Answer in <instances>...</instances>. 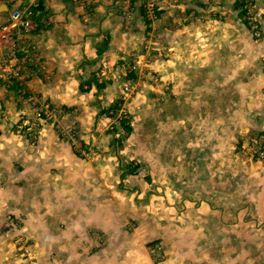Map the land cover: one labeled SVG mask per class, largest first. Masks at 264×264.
Here are the masks:
<instances>
[{
    "label": "crops",
    "instance_id": "obj_1",
    "mask_svg": "<svg viewBox=\"0 0 264 264\" xmlns=\"http://www.w3.org/2000/svg\"><path fill=\"white\" fill-rule=\"evenodd\" d=\"M11 1L19 3L27 0ZM93 5L95 17L91 16L89 20L81 21L77 9L70 0H41L40 15L49 21V25L33 35L39 58H37L38 65L35 64L38 67V73L33 68L32 78L29 79L28 84L29 89L56 105L76 104V108L78 106L80 108L77 109V114L81 113V116L85 111L93 112V107L87 106V101L83 99L85 95L91 93L83 92L84 90L80 89L81 84L93 83L94 71L98 68L103 70L99 74L107 73L112 66L116 70L112 71V75L122 72L121 60L125 58L129 49L134 48L136 44L138 46L142 41L140 32L137 30H130L132 28L125 23L121 25L119 21L113 23L110 21L114 19L113 13L117 9V4L112 0H96ZM6 6H10V3ZM232 13L219 11L218 14H210L203 10L197 15L193 12L191 16L189 12L166 11L163 8L162 15L159 19L157 18L156 24L157 38L153 44L156 43L157 46L150 47L155 54L151 66L161 75L160 78H166L168 88L171 85L170 93L173 100L177 96L183 98L184 113L185 109L190 108V113L201 118L199 132L204 134V140L200 139L201 143H197L200 149L197 153H190L189 148L196 145L195 140H191L195 137L194 132L197 127L193 124L195 120L192 121L186 114L180 119L177 106L167 115L168 120H173L172 123L176 124L173 126L176 133L180 131L182 134L181 138L173 140L168 134L167 149L172 148L169 153L171 156L159 157L160 160L165 159L166 164L168 163L165 175L172 178L165 191L178 195L173 198L171 208L173 211L181 212L201 207L206 211L207 207L210 208L214 204L215 209L219 210V215H215L216 229L223 230L227 227L233 229L240 224L239 209H235L236 212L232 214V209L236 207L233 197L239 192L248 195L247 199H243L244 201L240 204L244 213L242 221H251L253 218L264 219V203L259 202L264 201V158L254 159L257 162L250 158V163L254 162V166H258L248 170L247 162L242 164L235 160L238 156L236 153L231 154L230 157L223 156L224 147L237 146L241 150L251 134L260 133L264 142V62L260 58V51L255 40L248 34L244 35L245 39L241 34L236 35L234 32L241 28ZM134 34L138 35L137 40H133ZM164 35L167 37L165 46H161L160 42L163 39L159 38ZM106 90H108L107 87L102 91ZM5 94L8 92L0 88V100ZM1 103L4 104L0 101V107ZM9 104L10 102L7 101L5 105ZM5 105L4 108H6ZM12 109L15 108L10 105L8 110L11 112ZM95 115L93 112L94 122L100 121ZM94 122L90 121L89 124L94 125ZM201 133L199 137L203 135ZM38 138L37 144L30 147L23 137L13 136L11 144L7 146V154L0 156V207L12 208L15 203H20L21 195L25 196L22 192L24 189L32 187L44 176L53 178L58 174L64 184L73 189L72 194L77 196V203L74 205L75 215L73 217L70 214V218L77 219L78 214L82 212L83 220L95 226L99 234L98 239L103 243L98 250L101 247L102 249L94 256L98 260L96 264H118L117 261H121L120 264H230V261L226 262L227 259L248 257L239 255L241 251L245 253L241 249L237 252L222 251L223 248L220 250L223 254L219 257L214 255L216 252L211 254L214 250L209 247L203 249V255L197 253L195 256V249H198L195 247L197 237L183 230L176 234L166 228L158 229L163 218L158 216L157 219L154 211L157 204L153 202L151 204L150 198L148 199L153 212L147 216L149 223L137 217L134 225L141 231L143 226H150L154 230V235L151 234L153 237L149 234L139 235L134 229L130 230L132 231L130 234L116 239H112L113 236L110 234L103 236L111 225L114 227L116 224L111 218L113 214L111 202L115 199L112 200L110 195L118 194L116 206L119 209L122 208L124 211L126 209L133 214L139 213L143 207L142 202L139 201V196L144 193V190H140L143 189L142 186L136 183H132L130 188L122 186L121 183H125L129 175L127 172L117 175L111 172L110 167L106 168L105 164L110 165V161L103 154L92 155L89 158L78 157L67 143L60 140L51 126L42 127ZM180 148L184 153L190 154L193 163L186 157L181 158ZM159 159L145 157L143 160L144 163L151 164L152 172L156 174L149 177V182L154 183L153 187H149L151 185L149 183L145 186L148 196L159 187L155 181L157 175L162 176L158 171V164H161ZM47 162L51 165H47ZM57 162L59 163L56 168L53 165ZM187 162L192 165L190 166ZM196 165L197 170H192ZM13 171H17L19 180L15 178ZM191 173L200 180L198 188L209 191L214 201L193 200L183 192L179 194L180 183H175L174 180L187 177ZM133 177L137 178L135 172ZM224 177L229 180L226 182V185L230 186L229 193L223 188ZM110 178L113 179L112 183ZM150 178L154 181L151 182ZM208 179L213 180L211 186L204 183V180L209 181ZM255 180L256 190L249 193V184H254ZM111 186L113 189H110ZM130 189L137 190L136 196L128 191ZM124 190L127 192L125 193ZM147 190L152 192L149 193ZM97 195H101L102 199L96 201ZM125 195L132 199L124 197ZM249 195H251L250 198ZM81 196L84 197L83 202L80 200ZM222 196H225L228 202L221 203ZM88 202L92 205L88 206ZM96 202L99 203L93 209ZM229 205L231 212L227 209ZM24 208L26 209L25 206ZM222 210L231 217L229 220H223ZM257 211L261 212L256 214ZM30 224L31 222L29 228ZM258 225L264 226V222ZM35 226L39 234H48V237L42 240L47 242V240L50 241L49 237L53 238V235L47 231L46 223L39 222ZM186 234V238L182 237ZM148 236L150 239H147ZM152 238L157 240L156 245H160L159 248L154 247V249L159 252L162 250V255L160 253L156 255L147 250V241ZM71 240L83 241V245L73 255L75 261L80 260L86 240L79 236ZM114 242H119L123 246V249L120 247L121 250L115 252L116 254L111 251V243Z\"/></svg>",
    "mask_w": 264,
    "mask_h": 264
},
{
    "label": "rangeland",
    "instance_id": "obj_2",
    "mask_svg": "<svg viewBox=\"0 0 264 264\" xmlns=\"http://www.w3.org/2000/svg\"><path fill=\"white\" fill-rule=\"evenodd\" d=\"M112 1L117 4V9L113 13L114 19L110 21L112 23L119 21L121 25L125 23L130 26L132 28L130 30H137L140 32L142 41L138 46L136 44L134 48L129 49L125 58L121 60L123 63L121 65L122 72H116L112 75V71H116L114 66H112L111 68L109 67L107 73L99 74L103 70L98 68L94 71L95 81L93 83L84 82L81 84L80 89L84 90L83 92L91 93L85 95L83 99L85 98V101H87V106L93 107L94 115L97 113L95 117L100 119L98 122H94L93 112L85 111L81 116V113L77 114L78 105V108H76V104L56 105L40 97L37 92L33 93L28 87L29 79L32 78L33 68L38 73V67L35 66V64L38 65L37 46L33 35L38 30L45 29L49 25L47 19L37 12L38 19L46 20L42 22L44 25H38L35 30L25 31L20 23H13L6 31L7 35L4 37L0 36V88L8 92L0 100L4 103H1L0 107V156L7 154V146L11 144L13 136L23 137L28 145L32 147L37 144L41 128L51 126L60 140L67 143L72 152L78 157L89 158L92 155L103 154L110 161V165L105 164L106 168L110 167L111 172H115L117 175H123L125 172L129 175L126 182L121 183L122 186L130 188L132 183H136V185L142 186L143 189L140 190H144L142 196H139V201L142 202L143 207L139 213L135 214L126 209V212L122 208L119 209L116 206L118 194L110 195L112 200L115 199L114 202H111L113 208L111 218L116 224L114 227L111 225L108 232H103V236L106 237L110 234L113 236L112 239H116L119 236L130 234L132 232L130 230L133 229L139 235H154V230L150 226H143L141 231L137 230L134 225L137 222V217L144 219L145 223H149L147 216L153 212L148 199L150 198L152 200L151 204L152 202L157 204V208H153L157 219L158 216L163 218L158 229L166 228L171 232H176V234L183 230L197 237L195 247L198 249H195V256L197 253L203 255L205 247L214 250H211V254L216 252L214 255L219 257L223 254L220 252L222 248V251L237 252L241 249L245 253L241 251L239 255H247L248 257L231 258L227 259L226 262L229 263L230 261V264H264V226L258 225L262 224L264 219L253 218L251 221H242L244 213L240 208V204L244 201L243 199H247L248 195L245 193L239 192L233 197L234 199L232 198L233 202H236H234L236 207L232 209V214L234 215L236 212L235 209H239L238 215L241 219L240 224H237L233 229L230 227L224 230L216 229L215 215H219V210L215 209L214 204L210 208L207 207L206 211L202 210L201 207H194L195 209L193 210L181 212L172 210L173 198L178 195L165 191L172 178L165 175L168 163L166 164V160H160L159 157L166 158L170 155L172 148L167 149L168 134L171 140L181 138L182 134H180V131L176 133L173 127L176 124L172 123L173 120L169 121V116L167 115L172 113L173 108L177 106L180 119L186 114L192 121L195 120L193 124L197 125V127L194 132L195 137L191 140H195L196 145L189 148L188 151L190 153H197V150L200 149L197 143H201L199 140L203 139L204 134L199 132V126L202 123L201 118L194 113H190V108L188 110L185 109L186 112L184 113L183 98L177 96L173 100L170 93L171 85L168 88L166 78H160L161 75L151 66L152 58L155 55L151 48L153 46L156 48L157 46L156 43H153L156 42V24L159 16L161 17L162 15L160 9L163 10V8L166 11L189 12L191 16L193 12L197 15L203 10L210 14H218L219 11L227 12L228 14L233 12L232 16H235L239 28H241V30H235L234 32H236V35L241 34L243 37L245 34H248L250 38L252 37L259 48L260 58L264 62V0H159L158 7L156 6L154 9L148 6L155 0ZM31 2L32 0L20 1L19 3H14L11 0H0V6L10 3V6H6V10H0L2 15L0 16V27L7 22L11 9L25 6ZM70 2L77 9L76 11L81 21L82 19L89 20L91 16L95 17L93 15V3L96 0H70ZM157 11H160V14ZM179 22L181 21L179 20ZM171 23L174 24L175 21H171ZM1 29L0 34L3 31ZM137 36L134 34L133 40H137ZM166 38L165 35L159 38L160 40L163 39L160 42L161 46H165ZM11 53L25 57V70L23 73L20 72V75H15L13 71L6 72V62H15L13 59L8 58ZM162 56L164 59V54ZM124 59L126 60L124 61ZM134 67L135 69L130 71ZM105 87L108 90L102 91ZM95 92L101 93L96 94ZM7 101L10 102L8 106L5 105ZM44 104L49 105L55 112H52L50 116L42 115L44 112L42 106ZM4 105L6 108H10V105H12L15 108L14 110L12 109L14 112L11 111L13 112L11 113L8 108H4ZM115 107H117L116 110ZM37 112H40L41 116L38 117ZM90 121H93L94 125L89 124ZM2 124H5V126H2ZM200 133L203 135L199 137ZM231 147L230 145V147L223 148V156L230 157L231 154L236 153L238 156L235 160L238 163L242 162V164L247 162L248 170L258 166H254V162H257L254 159L264 158V142L260 133L249 135L241 150L237 146ZM92 152L94 154H91ZM145 157H157L161 162V164H158V171L162 176L157 175L155 179L159 187L153 192L147 190V192L153 193L152 195L150 193V196L146 194L145 186L148 183L151 184L149 177L156 174L152 172L150 163H144ZM184 157L192 162L190 154L182 151L181 158ZM250 158L253 159V163H250ZM21 163L25 164V162ZM58 163L53 166L57 168ZM192 163L188 164L191 166ZM46 164L51 165L49 162ZM197 165L192 170H197ZM207 166L209 165L207 164ZM134 172L137 178L133 177ZM193 174L191 173L187 177L174 180L175 183H180L179 194L183 192V194L193 200L214 201L209 191L198 188L200 180L194 177ZM13 175L19 180L17 171H13ZM110 180H112V183L113 179L110 178ZM150 180L151 182L154 181L151 178ZM208 180H204V183H208L211 186L213 180ZM227 181L229 180L224 177L223 188L229 193L230 186L226 185ZM253 182L254 184H249V193L252 190H256L254 188L257 186L255 184L256 180ZM152 184L154 185V183ZM152 184L149 187H153ZM16 186L18 188L19 184ZM111 187L110 189H113ZM98 189L101 191L100 188ZM72 191L73 189L71 190L67 187L58 174L53 178L44 176L32 187L22 191L25 196H20V203H15L12 208L0 207V264H96L98 262L94 256L102 249L101 247L98 250L100 245L103 246V243L98 239L99 234L96 232L95 226L83 220L84 214L82 212L78 214L77 219L70 218V214L73 217L75 215L74 205L77 203V196L72 194ZM128 191L134 193V195L137 192L135 189ZM124 192L126 193L127 190H124ZM14 197L16 198L17 194ZM124 197L128 196L125 195ZM254 198L257 200L255 195ZM101 199V195L96 196V201ZM80 200L83 202L84 197L81 196ZM221 200V203L228 202V200H225V196H222ZM259 202L264 203V201ZM61 203L65 204L61 205ZM98 203L96 202L93 205V209ZM91 205L88 202V206ZM227 209L231 212L230 205ZM221 212H223V220L231 218L223 210ZM260 212L257 211L255 213L259 214ZM30 222L31 226L29 228ZM39 222L46 223L47 231L53 235V238L49 237L50 241L42 240L47 238L48 234H39L37 226H35ZM152 228L154 227L152 226ZM74 234L84 237L86 240L83 246L84 251L80 255L81 259L77 261H75L73 255L83 245V241H72V238L78 237ZM182 237L186 238L187 234L182 235ZM147 239H150V237L148 236ZM222 239L225 241H220ZM151 241H154V239L147 241V250L153 254L157 255L160 253L162 255V250L159 252L154 249V247L159 248L160 245L151 243ZM120 247L123 249L119 242L111 243V251L114 254H116V251L121 250ZM117 262L118 264L121 263V261Z\"/></svg>",
    "mask_w": 264,
    "mask_h": 264
},
{
    "label": "built area",
    "instance_id": "obj_3",
    "mask_svg": "<svg viewBox=\"0 0 264 264\" xmlns=\"http://www.w3.org/2000/svg\"><path fill=\"white\" fill-rule=\"evenodd\" d=\"M36 0H32L30 4H27L22 7H16L10 10L9 12V18L7 22L3 25H1L0 28L2 33L0 34L1 37H4L7 35V32L9 27L13 25V23H20V25L24 28L25 31H30L32 29H37L38 25H44L42 22L46 21L43 19H38L37 12L33 9L32 5H35ZM159 0H155L154 2H151L149 4V8L154 9L156 6L158 7ZM11 21V23H10ZM252 27V25H251ZM9 59H13L14 63H7L6 62V72L13 71L15 75H20V72H24L25 70V57L24 56H17L13 55L12 53L8 55ZM10 66V67H9ZM134 68L130 69V71L134 70ZM25 76V75H24ZM26 78V76H25ZM126 88V87H125ZM127 89V88H126ZM44 108V112L42 115L50 116L52 115V112H55L54 109L50 108L49 105L44 104L42 106ZM37 116H41L40 112H37ZM28 124V122H27ZM29 125V124H28Z\"/></svg>",
    "mask_w": 264,
    "mask_h": 264
},
{
    "label": "trees",
    "instance_id": "obj_4",
    "mask_svg": "<svg viewBox=\"0 0 264 264\" xmlns=\"http://www.w3.org/2000/svg\"><path fill=\"white\" fill-rule=\"evenodd\" d=\"M40 3H41V0H36V3H35V5L33 6L34 8V10L36 11V12H38L39 11V13L41 12V9H40ZM242 3V2H241ZM241 3H239V4H241ZM40 9V10H39ZM161 11H162V9H160ZM160 11H157V13L158 14H160L159 13ZM117 109V107H115V110ZM126 127V126H125ZM131 170H133V169H131ZM156 241L157 240H154V241H151V243H156Z\"/></svg>",
    "mask_w": 264,
    "mask_h": 264
},
{
    "label": "water",
    "instance_id": "obj_5",
    "mask_svg": "<svg viewBox=\"0 0 264 264\" xmlns=\"http://www.w3.org/2000/svg\"><path fill=\"white\" fill-rule=\"evenodd\" d=\"M0 10H6V5L5 4H2L1 6H0Z\"/></svg>",
    "mask_w": 264,
    "mask_h": 264
}]
</instances>
